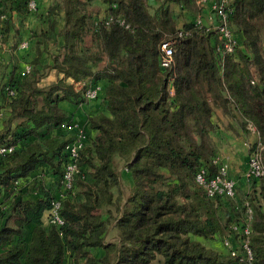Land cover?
<instances>
[{
  "label": "trees",
  "instance_id": "1",
  "mask_svg": "<svg viewBox=\"0 0 264 264\" xmlns=\"http://www.w3.org/2000/svg\"><path fill=\"white\" fill-rule=\"evenodd\" d=\"M102 1L107 14L98 18L92 0H53L47 31L54 32L62 16L63 43L52 64L42 63L36 42L30 71L19 70L0 87V144L15 145L0 155V264H236L222 239L240 243L243 201L253 211V258L246 264H264V170L251 179L257 189L239 204L209 197L195 179L201 168L208 177L217 173L216 110L245 133L251 125L257 139L249 155L264 158V0H228L237 46L225 55L216 51L214 31L194 25L193 17L179 24L170 3L183 9L194 5L191 0H159L154 9L147 0ZM17 2L27 11L24 0ZM165 41L174 50L170 68L161 65ZM48 69L62 77L40 85ZM92 83L101 85L106 112L88 117L76 172L63 189L71 139H61V126L72 120L61 103L84 102ZM44 168L54 185L35 176L37 196H24L30 175ZM60 193L63 223L44 224ZM27 225H33L28 244Z\"/></svg>",
  "mask_w": 264,
  "mask_h": 264
},
{
  "label": "crops",
  "instance_id": "2",
  "mask_svg": "<svg viewBox=\"0 0 264 264\" xmlns=\"http://www.w3.org/2000/svg\"><path fill=\"white\" fill-rule=\"evenodd\" d=\"M52 2L53 0H38V9L35 12H29L25 11L17 0H3L6 20L0 25V87L3 83L7 82L10 77L19 75V70H22L24 65L29 64L34 59L36 56V42H39V50H43L42 63L52 64V56L57 54L63 43L62 39L58 36L59 31L63 28L62 16L56 19L57 25L55 31H47L48 20L45 15ZM147 3L148 5L156 7L159 4V0H147ZM106 8L107 6L102 0H92L90 4L93 16L98 18L106 16ZM204 13H206V11H204ZM193 15L191 17H193ZM180 23L182 22L180 21L179 24ZM43 34L47 37L46 46L43 43ZM21 42H26L27 46L25 48L20 47ZM59 77H62L61 73H57L55 69H48L41 78L40 85L52 83ZM82 84V82H78L76 88H80ZM99 93L100 95L98 98L85 100L84 102L76 104L71 102L61 103L62 108L69 114L70 120H72L71 123L77 124L79 128L88 130V117L100 111L106 112L104 106L101 104V91ZM215 120L220 126V131L222 132L225 130L227 132V134H225L226 138L224 139L225 145L218 148L217 156L222 162L228 165V176L234 180L236 186V197L234 200H236L235 203H239L238 198H245L248 194H252L257 189V185L250 182V180L245 177L246 174L244 170L246 167L244 162L245 160L247 162L249 155L247 146L249 143H253L257 139V136L256 133L251 130L248 133L249 136L247 135V139V136L242 132L238 122L226 116L220 110H216ZM62 129L63 136L61 139L73 140L76 137L75 128L63 127ZM250 139L252 141L247 142V140ZM124 174H126L125 171L122 172V176H124ZM35 176H37V178L40 177L41 181L47 187L54 185V176L47 168H44L41 172L38 170L30 175L27 187L31 189V191L24 195L26 197L35 198L37 196L33 185ZM225 207L227 208V205ZM42 221L44 224L49 223L48 211L44 212ZM32 229L33 225H27L24 229L26 244H28L31 239ZM201 241L208 247L218 249L217 247L211 246L209 243L210 241ZM215 245L217 246V244Z\"/></svg>",
  "mask_w": 264,
  "mask_h": 264
},
{
  "label": "built area",
  "instance_id": "3",
  "mask_svg": "<svg viewBox=\"0 0 264 264\" xmlns=\"http://www.w3.org/2000/svg\"><path fill=\"white\" fill-rule=\"evenodd\" d=\"M23 1V0H22ZM25 8L29 12H35L38 9V0H24ZM197 8V12L193 15L192 22L198 27L205 28L206 31H214L217 36L216 51L221 54H232L237 46V40L233 31L230 28L227 16L228 0H191ZM206 11V13H204ZM6 19V13L3 9V0H0V25ZM112 17L108 16L107 20H111ZM122 23V21H120ZM180 35V34H179ZM26 42H21L20 47L25 48ZM162 59L161 65L170 68L174 63L173 59V46L171 41H165L161 44ZM31 67L29 64L24 65L23 73H28ZM82 86V85H81ZM9 94L13 91L6 87ZM101 91L99 84H90L84 91L83 97L85 100L95 99L98 93ZM172 93V90L170 89ZM61 127L75 128L76 137L71 140L66 146L65 151L68 153L69 160L66 163L63 170V189H67L71 185L72 177L76 172L75 159L77 152L83 147L87 140L86 131L75 123H63ZM249 129L254 131V128L249 125ZM255 132V131H254ZM261 146L260 148H263ZM15 149V145L10 142L0 144V155L9 153ZM264 149V148H263ZM249 168L247 177L251 179H257L263 174L264 170V158L259 152L253 151L249 155ZM213 163L217 165V173L211 177L207 176L206 170L201 168L195 176L196 181L203 186L206 194L209 197H220L223 199H235L236 189L235 182L228 176L227 164L222 162L218 156L213 159ZM55 197L51 202V207L48 210L49 222L58 225L63 223L62 218L59 215L60 197ZM239 204V203H237ZM1 206V203H0ZM239 209V208H238ZM241 211L244 213V223L241 230L242 239L240 243L234 245L229 237L222 239V245L227 249L229 255L235 259L236 264H246L251 262L253 256L252 251L248 245V235L250 231V221L252 219V206L248 201H243ZM232 230L238 231L239 226L234 224ZM236 242V240H235Z\"/></svg>",
  "mask_w": 264,
  "mask_h": 264
},
{
  "label": "rangeland",
  "instance_id": "4",
  "mask_svg": "<svg viewBox=\"0 0 264 264\" xmlns=\"http://www.w3.org/2000/svg\"><path fill=\"white\" fill-rule=\"evenodd\" d=\"M156 5V4H155ZM150 7H152V9H154L155 7L154 6H152V5H149ZM158 6V5H157ZM156 6V7H157ZM170 6H171V8L174 10V12L178 15L177 17H179L178 18V21L180 22H184V21H188V20H190V18H191V16L194 14V13H196L197 12V9L195 8V6L194 5H189V7H187V8H183V9H180L179 8V6H177V5H175V4H171L170 3ZM243 132V131H242ZM243 133H245V132H243ZM225 134H227V132L224 130V131H219L218 132V135H214V143H215V145H216V148H217V152H218V148L220 147V146H224L225 145V142H224V139L226 138V136H225ZM249 136V134L248 133H245V136ZM248 136L246 137L247 139H248ZM250 141H252L251 139L250 140H247V142H250ZM249 145H252V143H249L248 144V149H249ZM248 154H249V152H248ZM248 159H249V155H248ZM247 159V162H246V160H245V162H244V164H246V167H245V174L247 175V173H248V168H249V160ZM244 161V160H243ZM227 167H228V165H227ZM245 177H247V176H245ZM247 179L248 180H250V182H252L253 183V180H251V178H248L247 177ZM121 183H122V187L123 188H125V190H126V187H128L129 185H130V180H129V178H128V176L126 175V174H124V176H122V179H121ZM243 200V198H241V199H239L238 198V201L239 202H241ZM234 203L236 202V200H234L233 201ZM113 237V235H112V232L111 231H109L108 232V234L106 235V238L107 239H110V238H112ZM210 244H211V246H213V247H217V248H220V245H219V243H217V242H214V241H211L210 240V242H209ZM217 244V246L215 245V244ZM219 245V246H218ZM225 250V249H224Z\"/></svg>",
  "mask_w": 264,
  "mask_h": 264
}]
</instances>
